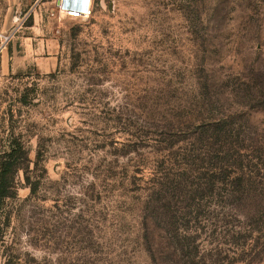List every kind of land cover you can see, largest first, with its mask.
Segmentation results:
<instances>
[{
	"label": "rangeland",
	"instance_id": "1",
	"mask_svg": "<svg viewBox=\"0 0 264 264\" xmlns=\"http://www.w3.org/2000/svg\"><path fill=\"white\" fill-rule=\"evenodd\" d=\"M0 0V264H264V0Z\"/></svg>",
	"mask_w": 264,
	"mask_h": 264
},
{
	"label": "built area",
	"instance_id": "2",
	"mask_svg": "<svg viewBox=\"0 0 264 264\" xmlns=\"http://www.w3.org/2000/svg\"><path fill=\"white\" fill-rule=\"evenodd\" d=\"M59 9L70 19H87L94 11V0H61Z\"/></svg>",
	"mask_w": 264,
	"mask_h": 264
},
{
	"label": "trees",
	"instance_id": "3",
	"mask_svg": "<svg viewBox=\"0 0 264 264\" xmlns=\"http://www.w3.org/2000/svg\"><path fill=\"white\" fill-rule=\"evenodd\" d=\"M13 155L14 154L9 155L12 161H13ZM12 161H7L4 167L2 165V173L0 176V205L5 199L9 197L10 189L12 188L7 177L8 176L7 174L13 169Z\"/></svg>",
	"mask_w": 264,
	"mask_h": 264
}]
</instances>
